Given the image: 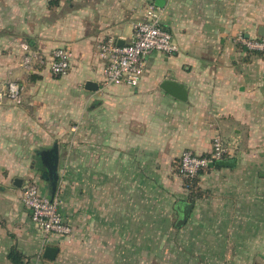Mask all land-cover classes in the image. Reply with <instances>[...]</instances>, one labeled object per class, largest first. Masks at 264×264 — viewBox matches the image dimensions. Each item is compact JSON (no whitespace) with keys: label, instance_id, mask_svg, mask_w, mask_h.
I'll return each instance as SVG.
<instances>
[{"label":"crops","instance_id":"0c3cea01","mask_svg":"<svg viewBox=\"0 0 264 264\" xmlns=\"http://www.w3.org/2000/svg\"><path fill=\"white\" fill-rule=\"evenodd\" d=\"M58 1L53 18L48 21L43 15L46 22H38L35 34L23 36L27 48L38 53L46 66L27 71L18 63L14 66L4 51L0 71L8 80L23 76L36 89L40 80L51 75L47 65L51 50L63 47L72 54L68 73L58 80H65L74 92L83 86V123L82 130L69 132L71 153L64 154L69 169L59 173L57 194L64 201L61 211L73 233L70 239L52 236L45 244L20 201L27 182L17 187L16 172L1 174L0 264H13L8 258L11 250L22 264H125V260L133 264V258L125 259L124 250L152 249L140 242V234H171L187 228V234L206 231V205L215 201L214 196L226 197L227 181H253L249 172L253 167L264 172V53H249L234 45L238 29L234 10L241 0H163L161 22L178 52L150 54L136 86L104 82L97 45L110 37L121 44L127 41L132 22L155 0ZM259 26L243 33L253 37ZM8 33L0 34L4 50L11 45ZM88 80L98 84L97 91L84 89ZM164 80L183 85L187 99L180 101L161 89ZM34 99L26 105L31 110L39 104V98ZM77 104L75 99L67 100L69 106ZM38 116L33 113L31 118L39 120ZM11 118L0 114V122ZM19 119L30 121L26 111ZM8 130L0 129V139ZM217 133L230 147L228 159H234L235 166L209 168L200 174L203 195L178 228L176 205L187 200L175 160L184 150L208 153ZM6 148L9 145L0 140V153ZM1 165L3 171L17 169L11 161ZM37 185L48 197L47 181ZM230 220H226V233L231 232ZM184 244H172L171 249ZM46 246L59 249L54 260L42 257ZM190 246L194 249V243H186L185 248Z\"/></svg>","mask_w":264,"mask_h":264},{"label":"rangeland","instance_id":"374dc122","mask_svg":"<svg viewBox=\"0 0 264 264\" xmlns=\"http://www.w3.org/2000/svg\"><path fill=\"white\" fill-rule=\"evenodd\" d=\"M47 2L48 0H0V34H4L7 30H9L8 34H11L7 36L8 40H11V45L6 46L8 48H5L6 50L1 43L3 37H0L1 65L5 51L6 56L11 55L14 66L18 63L26 70L41 65L46 66L40 63L42 57L38 53H33L27 48L23 36L25 32L35 34L36 29L40 27L38 22L43 21V15H47L45 19L48 21L53 18V12L56 13L57 10L55 7L49 9ZM240 3L241 6L234 10L238 25L235 36L239 33L255 31L258 25L264 26V0H241ZM238 49L241 50L239 46ZM4 77L5 75L0 71V88L11 80L20 85L21 92L19 102L4 99L0 103V114L12 116L9 121L0 122V129L5 127L9 129L7 135L4 138L2 135L0 139L9 145V148L0 153V176L2 174L3 177H7L9 173L16 172V178L23 182L45 184L46 181L39 178L40 163L35 151L49 148L54 141H58L62 156L59 161V173L68 172V159L64 154L71 153L69 132L73 129L82 130L84 109L82 103L85 93L83 86H79L74 92L65 80H58L61 77L51 74L48 79L40 80L37 83L38 87L33 89L30 83L24 82L23 76H11L10 80ZM52 80L53 86L50 84ZM34 97L39 98V104L31 110V107L26 105L36 102ZM71 99H75L78 104L74 107L67 105V100ZM25 111L30 121L19 119ZM37 112L39 120L32 119L31 115ZM79 140V145H82V137ZM10 161L17 164V169L3 171L1 163L8 165ZM249 172L253 181H227L224 187L226 197L221 199L214 196L215 201L213 202L212 199L210 204L206 205L209 220L206 231L197 230L198 232L194 233L196 231L194 230L187 234L189 232L187 228L171 234H140V242L149 243L152 249L124 250L125 259L133 258V264H264V229L260 227L261 224L264 225V218L261 217L264 215V180L259 177V173L263 170L253 167ZM229 218L233 233H226L225 230L228 227L226 220ZM250 219L252 228L248 233ZM245 222L246 228H243ZM162 223L165 227L167 221L163 219ZM213 223L215 225L212 228L210 225ZM72 233L71 227V233L65 238L70 239ZM186 243H194V249L193 246L185 248ZM172 244H180V246L184 244V246L175 251L171 249ZM106 256L109 257L108 254Z\"/></svg>","mask_w":264,"mask_h":264},{"label":"built area","instance_id":"2783aa9c","mask_svg":"<svg viewBox=\"0 0 264 264\" xmlns=\"http://www.w3.org/2000/svg\"><path fill=\"white\" fill-rule=\"evenodd\" d=\"M162 8L147 4L139 20L131 24V32L122 45L117 39L107 38L97 45L98 57L104 64L105 83L124 82L136 86L147 65V58L152 53L172 56L178 52V46L172 34L161 22ZM234 45L249 53H264V37H245L243 33L235 36ZM71 52L63 47L53 49L48 55V68L52 75L63 77L70 67ZM42 63V61H40ZM21 87L9 81L0 88V103L4 99L19 102ZM232 156L229 146L217 133L212 137L208 154L200 156L190 150H184L178 163L181 179L191 181L199 173L207 171L209 164ZM20 201L27 210L31 222L44 236L45 244L55 235L67 237L71 227L62 214V201L56 193L52 201L41 193L35 183L27 182L21 188Z\"/></svg>","mask_w":264,"mask_h":264},{"label":"water","instance_id":"95a60500","mask_svg":"<svg viewBox=\"0 0 264 264\" xmlns=\"http://www.w3.org/2000/svg\"><path fill=\"white\" fill-rule=\"evenodd\" d=\"M155 5L158 7H163V0H155ZM245 37H249L248 34H244ZM258 37H264V26H259L257 30ZM122 45L121 43H118ZM161 89H163L166 93L171 95L172 97L185 101L187 99V90L181 85L173 80H164L161 83ZM84 89L87 91H97L98 84L94 81H86L84 83ZM35 156L38 159L40 166L45 170V177L47 178V186H48V198L50 201L53 200L57 193V189L59 186V161H60V149L58 141H54L52 146L46 149L35 151ZM235 166L234 159H221L217 160L214 163L209 164V168L214 167H224V168H232ZM259 175L264 178V172L259 173ZM13 184L17 187L21 186V180L16 178ZM194 204L188 203L185 201L179 202L176 205V210L178 213V218L176 222V227L183 226L189 215L191 210L193 209ZM59 249L52 246H46L44 248L42 257L47 260H54L56 258Z\"/></svg>","mask_w":264,"mask_h":264},{"label":"trees","instance_id":"16d2710c","mask_svg":"<svg viewBox=\"0 0 264 264\" xmlns=\"http://www.w3.org/2000/svg\"><path fill=\"white\" fill-rule=\"evenodd\" d=\"M58 5H59V1L58 0H50L48 2L49 9H51L53 7L56 8ZM253 37H258V36H253ZM258 54H260V53H258ZM206 154H208V153H206ZM206 154H202L200 156H204ZM179 159H180V156H179V158L177 160H175L177 166H178V163H179ZM226 159H228V158H226ZM216 168H218V167H216ZM176 169H177V173H178V168H176ZM40 170H41V166H40ZM207 170H209V169H207ZM200 174H202V173H199L191 181L182 179L183 189H184V192L186 193V200H187L186 202H188V203H193L194 204L203 195V192L200 190V187H199V176H200ZM8 258L11 260V262L13 264H22L21 257L14 250H11L9 252Z\"/></svg>","mask_w":264,"mask_h":264},{"label":"flooded vegetation","instance_id":"af4514ba","mask_svg":"<svg viewBox=\"0 0 264 264\" xmlns=\"http://www.w3.org/2000/svg\"><path fill=\"white\" fill-rule=\"evenodd\" d=\"M60 157H61V153H60ZM45 170L41 167V170H40V174H39V178L43 181H47V178L45 177Z\"/></svg>","mask_w":264,"mask_h":264}]
</instances>
